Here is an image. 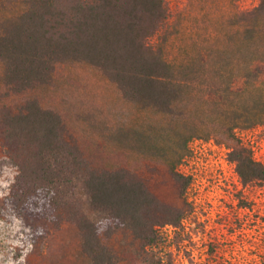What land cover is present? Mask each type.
Returning a JSON list of instances; mask_svg holds the SVG:
<instances>
[{"label":"rangeland","instance_id":"rangeland-1","mask_svg":"<svg viewBox=\"0 0 264 264\" xmlns=\"http://www.w3.org/2000/svg\"><path fill=\"white\" fill-rule=\"evenodd\" d=\"M166 1L172 14L167 52L177 60L208 57L200 84L180 93V116L169 118L125 100L100 71L77 63L57 65L47 87L16 92L3 84L0 61V105L18 112L37 97L61 114L62 141L88 169L123 171L128 181L142 182L152 194L155 203L144 218L158 231L156 245L142 246L129 230L102 236L114 264H264V185L245 182L230 156L242 146L264 165V124L229 133V104L220 105L209 91L240 88L250 76L235 102L250 105L264 95V23L242 21L263 0ZM16 10L0 0V22ZM248 29L255 30L256 40L241 43ZM159 35L152 39L156 44ZM193 133L176 167L178 180L157 156L160 150H179ZM5 158L0 143V264H93L81 252L74 226L55 230L14 208L9 198L17 169Z\"/></svg>","mask_w":264,"mask_h":264},{"label":"trees","instance_id":"trees-1","mask_svg":"<svg viewBox=\"0 0 264 264\" xmlns=\"http://www.w3.org/2000/svg\"><path fill=\"white\" fill-rule=\"evenodd\" d=\"M17 10L0 22V61L3 84L16 92L49 86L57 65L84 64L100 71L121 96L155 109L166 117L180 116L177 102L184 88L200 84L208 62L201 54L172 58L167 52L172 14L166 0H4ZM264 23V0L242 21ZM163 33L159 35L161 32ZM255 30L239 41L256 40ZM159 42H153L155 36ZM262 37V36H261ZM260 37V39H261ZM240 88H210L218 103L229 104L227 131L264 124V95L252 104L235 102L245 94ZM16 87V88H14ZM61 114L29 98L14 112L0 105V143L4 163L17 169L10 202L27 218L36 216L55 230L74 226L81 252L93 264H114V254L102 241L129 230L142 246H154L158 231L146 223L144 211L155 203L140 181H128L123 171L98 173L86 167L80 155L61 138ZM185 137L179 150H160L158 158L174 173L187 155ZM137 138L144 137L137 133ZM231 159L245 182L264 185V165L240 146Z\"/></svg>","mask_w":264,"mask_h":264}]
</instances>
